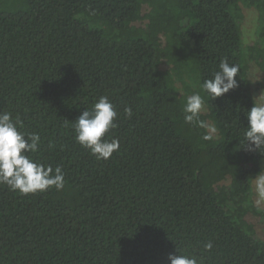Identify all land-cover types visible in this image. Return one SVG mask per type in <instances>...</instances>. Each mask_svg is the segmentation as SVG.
Returning a JSON list of instances; mask_svg holds the SVG:
<instances>
[{"label":"trees","instance_id":"1","mask_svg":"<svg viewBox=\"0 0 264 264\" xmlns=\"http://www.w3.org/2000/svg\"><path fill=\"white\" fill-rule=\"evenodd\" d=\"M245 8L258 18L248 46ZM225 58L237 87L214 100L201 85ZM250 63L264 75V0H0V112L40 136L28 155L65 180L27 195L0 184V264H168L176 248L198 264H264L247 221L264 227L252 200L264 155L243 147ZM196 92L204 127L184 121ZM101 96L117 112L106 160L74 139Z\"/></svg>","mask_w":264,"mask_h":264},{"label":"clouds","instance_id":"2","mask_svg":"<svg viewBox=\"0 0 264 264\" xmlns=\"http://www.w3.org/2000/svg\"><path fill=\"white\" fill-rule=\"evenodd\" d=\"M239 67L230 65L225 58L219 63V70L211 79L204 80L202 90L214 100L237 87ZM204 99L198 93L187 96L183 108L184 121L187 124L203 121L198 117L203 109ZM125 115L132 116L131 107H125ZM117 112L106 96H101L91 107L79 115L74 123L75 141L90 150L97 160H106L119 149V141L104 139L105 134L115 128ZM247 126L244 131L243 147L249 152H259L264 155V103L253 104L247 112ZM10 112H0V184H6L10 190L22 195L47 191L55 187L57 191L64 188V173L61 167L54 170L32 160L28 153L38 151L40 136L36 133H23ZM205 139H209L205 136ZM258 193L264 197V173L255 177ZM205 250L212 248V243L204 245ZM168 264H198L197 258L181 254L176 248V254L170 253Z\"/></svg>","mask_w":264,"mask_h":264},{"label":"rangeland","instance_id":"3","mask_svg":"<svg viewBox=\"0 0 264 264\" xmlns=\"http://www.w3.org/2000/svg\"><path fill=\"white\" fill-rule=\"evenodd\" d=\"M243 14L244 19L241 28L242 38L244 45L248 46L255 42L258 18L257 13L254 9L245 8ZM140 24L141 23H139L138 25ZM263 78L264 75L260 72V70L253 63H250L248 70V79L250 81L251 92L257 104L264 103V88L261 86ZM201 112L203 114L206 112L204 107ZM208 130L212 136L216 137V131L210 124H208ZM252 200L256 207L264 209V197H262L258 193L256 189L255 180L252 183ZM247 221L254 226L257 232V236L264 241V227L262 226L260 220L257 217L250 215L247 216Z\"/></svg>","mask_w":264,"mask_h":264}]
</instances>
